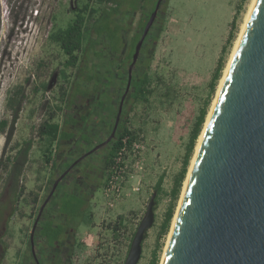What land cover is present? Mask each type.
<instances>
[{"label":"rangeland","instance_id":"374dc122","mask_svg":"<svg viewBox=\"0 0 264 264\" xmlns=\"http://www.w3.org/2000/svg\"><path fill=\"white\" fill-rule=\"evenodd\" d=\"M252 1L164 0L157 16L160 19L154 21L143 46L146 59H142L137 70L148 74L153 94L148 103L131 102L128 115L127 127L135 134L133 140L144 146L142 159L130 171L133 178L128 179L127 175L128 180L124 179L119 195L107 191L114 164L110 167L107 182L91 201L90 224L80 226L75 264H124L132 235L145 215L157 181L162 179L161 191L156 194L154 223L146 231L137 263L150 264L156 252L161 264L199 138ZM88 2L0 0V122H8L4 127L6 132L13 119L11 99L19 91L24 95L11 140L6 144V135L0 133V264H19L23 257L28 260L31 217L38 209V205H32L34 192L39 196L38 201H43L50 189L42 156L44 142L38 138L37 128L48 117L49 109L58 112L57 106L64 108L62 91L70 94L75 90L71 89V81L78 64L67 67V57L56 44L49 42L48 36L65 28L74 19L75 10ZM90 4L78 58L83 57L91 64L94 51L106 46V37L97 36L91 28L101 0H91ZM145 7L147 11L151 7L147 0ZM140 17L141 11L134 17L120 14L113 18V23L122 24L124 29L123 55L119 57L124 59L122 63ZM90 39L98 42V48H89ZM116 60L111 64L113 67ZM96 63L97 69L100 68L101 63L98 60ZM219 66V79L211 92L210 84ZM57 120L61 121V112ZM199 122L202 130L190 155L170 226L161 234V225L172 203L171 191L186 159L192 131ZM29 139L33 140V147L19 182L23 194L17 200L12 190L13 180L2 165ZM121 161L128 162L130 169L136 159L133 161L127 152ZM116 224L119 230L114 234Z\"/></svg>","mask_w":264,"mask_h":264},{"label":"water","instance_id":"95a60500","mask_svg":"<svg viewBox=\"0 0 264 264\" xmlns=\"http://www.w3.org/2000/svg\"><path fill=\"white\" fill-rule=\"evenodd\" d=\"M162 2L157 0L135 47L125 92ZM59 180L35 219L33 253L37 224ZM155 198L153 192L124 264L140 260ZM162 264H264V0H255L217 95Z\"/></svg>","mask_w":264,"mask_h":264},{"label":"flooded vegetation","instance_id":"af4514ba","mask_svg":"<svg viewBox=\"0 0 264 264\" xmlns=\"http://www.w3.org/2000/svg\"><path fill=\"white\" fill-rule=\"evenodd\" d=\"M113 27L112 25L111 28ZM123 30L119 33V43L115 49L106 38V46L99 51L94 48L96 51H94V61L91 64L83 57L79 59L77 73L71 81V89L74 87L75 90L70 89L67 98L69 106L65 105L61 112V122L65 119L74 121L65 128V131L70 134V138L59 140L50 150L51 159L49 163L45 164L50 189L43 201H37V203L32 201L33 206L38 205L36 213L31 217L33 225L39 209L49 197L54 183L58 179L60 180L37 224L34 233V253L30 244L32 226L28 236V260L26 261L23 257L19 264H75L74 256L80 247L77 236L80 226L83 224L80 221L83 216L71 219L65 214L62 211V205L68 201H62V198L65 194L75 196L82 204L80 213L92 218L93 204L91 205V201L95 192L101 190V187L107 182L110 171L109 160L119 128L121 125L129 123L128 115L132 102L130 98L131 84L145 73V71L138 73L137 70L138 66L142 64L139 59L142 53L144 55L143 46L149 33L132 68L129 90L125 92L129 76L128 69L132 60L129 64L127 55L130 46L125 56V63H122L124 59L119 58L123 55V47H121L123 46ZM102 36L106 37V34ZM98 46L99 44L96 47L98 48ZM96 52L101 54L96 55ZM114 59H117L115 64L119 65L118 69L116 65L114 67L111 65ZM96 60L101 63L98 69ZM117 120L118 124L114 135H112ZM106 141H108L106 144L93 151ZM90 151L93 152L89 153ZM75 162L77 163L71 168ZM65 172L66 174H64ZM47 222L52 223L54 228L62 227V234L53 245H49L40 235L41 225Z\"/></svg>","mask_w":264,"mask_h":264},{"label":"trees","instance_id":"16d2710c","mask_svg":"<svg viewBox=\"0 0 264 264\" xmlns=\"http://www.w3.org/2000/svg\"><path fill=\"white\" fill-rule=\"evenodd\" d=\"M90 1L86 4H84L82 7L77 8L75 10V16L74 19L68 23V25L65 28H59L56 31L52 32L48 36V40L51 43L56 44L60 50L63 52V54L67 57V60L65 62V65L67 67L74 68L78 62V53L81 52L84 44V30H85V24H86V15L88 14L91 4ZM146 0H101V7H99L97 16L94 19L92 30L97 36H102L106 34L107 40L112 44V47L115 49L116 45L119 43V33L123 30V25L115 24L113 23V18L119 16L120 14H123L124 17H133L135 16L139 11H141V17L138 20L137 23V29L138 31L134 34L131 44H130V50L127 55L128 63L130 64L132 60V56L135 51V47L138 43V41L141 38V35L143 33V30L154 11L155 5L157 0H147L148 5H150L149 11L146 10L145 7ZM164 2V0H163ZM163 2L161 5H163ZM158 16V15H157ZM158 18V19H157ZM157 19V20H156ZM156 21H158L160 18L156 17ZM113 23V28H111V24ZM232 26H234V22L232 23ZM150 33V31H149ZM98 45V42L95 39H90L89 48L94 49ZM96 55H99L101 53L96 52ZM142 59L144 58V55L140 56L139 61L143 62ZM149 60V57H148ZM220 74V66L217 69V72L213 78V81L210 84L211 92L215 90V84L219 79ZM151 81L147 73H143L141 77H138L136 80H134L131 84V93L130 98L132 102L135 103H148L150 96L153 94L152 89L150 88ZM46 87L44 86V89ZM69 94L65 91H62L61 93V102L65 105L69 106V102L67 101ZM24 99V95L21 91L15 94V96L11 99L14 103L13 110V119L10 123V128L8 132L4 130V127L6 124H8L7 121H1L0 122V133H4L6 135V144L11 140V136L14 131V124L16 123L17 119V112L20 109L22 100ZM64 108H61L60 106H57V111L55 110H48V117L45 118V120L38 126L37 128V136L41 140V142H44V149L42 150V156L45 164L49 163L51 159V149L54 145V143H57L59 140H68L70 138V134L65 131V128L68 127L69 123H74L73 120H63L58 121L57 117L59 112H62ZM202 130V123L199 122L195 125L190 142L188 144L187 149V155L186 159L184 160L183 167L181 169V172L178 176V178L175 181L174 187L171 191V198L172 203L169 206L164 221L161 225V234H165V232L168 230L172 217L174 208L176 205V200L178 198L182 182L185 179L186 173H187V167L189 164V158L192 152L194 151V146L196 144V141L201 133ZM134 132L130 130L127 125H121L119 128V133L116 142L113 144L112 152L109 160V167L113 166L114 164V158L118 154V152L123 147L122 139L124 137L129 136L130 141L133 140ZM33 147V140L29 139L26 140L23 144V146L14 154L13 157H8L5 164H3V168L5 170H8V176L9 179L13 180V186L12 190L14 193V197L19 200L23 194V188L19 186L20 178L23 175L24 169L28 164V158L30 151ZM162 179H159L154 187V192H156L157 196L159 195L161 191V185H162ZM38 194L34 192V203H37L38 201ZM62 201H68L63 203L62 211L65 212L71 219L77 218L79 216H83L80 220L83 224H90L91 217H86L85 214L80 213V206L81 201L77 199L75 196L71 194H65L62 198ZM157 197L155 198V205ZM155 210V207L153 208ZM119 230V225L116 224L113 228L114 234ZM62 234V227L58 226L55 227L52 225V223H45L41 225L40 229V235L41 238H43L49 245H53L56 243L60 235ZM133 237V235H132ZM146 239V233L144 235V240ZM150 264H158V256L156 252L153 253V258L151 260Z\"/></svg>","mask_w":264,"mask_h":264},{"label":"built area","instance_id":"2783aa9c","mask_svg":"<svg viewBox=\"0 0 264 264\" xmlns=\"http://www.w3.org/2000/svg\"><path fill=\"white\" fill-rule=\"evenodd\" d=\"M128 141H130L129 136L122 139L123 147L114 158L112 175L107 183V191H113L115 195H119L121 193L124 179H126L125 181H127L129 178H133V175L130 173V171L133 170V167L137 168L139 162L142 159L144 146L141 144V142L138 140H132L129 143ZM127 152L128 154H130L133 161L136 159L135 163L130 166V169L128 166V162H124L123 164V162L121 161L122 157ZM127 175L129 176L128 179L126 177Z\"/></svg>","mask_w":264,"mask_h":264},{"label":"bare ground","instance_id":"6f19581e","mask_svg":"<svg viewBox=\"0 0 264 264\" xmlns=\"http://www.w3.org/2000/svg\"><path fill=\"white\" fill-rule=\"evenodd\" d=\"M254 3H255V0L252 1V4H251V6H250V8H249V11H248V13H247V16H246V18H245L244 24H243V26H242V29H241V32H240L239 38H238V40H237V42H236V44H235V47H234V49H233V52H232L231 58H230V60H229V63H228V65H227V68H226V70H225L224 76H223V78H222V80H221V83H220V85H219V88H218V91H217V95H218V93H219V91H220V88H221L222 83H223V81H224V77H225V75H226V73H227V70H228L229 65H230V63H231V60H232V58H233L234 52H235V50H236V48H237V45H238V43H239V40H240V38H241V35H242L243 30H244V28H245V25H246V23H247V21H248V18H249V15H250V13H251V10H252V8H253ZM217 95H216V98H217ZM216 98H215V100H214V102H213V105H212L211 111H212V109H213V107H214V104H215ZM211 111H210L209 116H208V118H207V122H208V120H209V117H210ZM207 122H206V124H205V127H206V125H207ZM204 130H205V128H204ZM204 130H203V132H202V134H201V136H200V138H199V141H198V145H197V149H196V152H195V156H194V159H193V161H192V164H191V167H190V170H189V173H188V176H187V179H186L185 185H184V189H183V192H182V196H181V200H180V203H179V207H178V209H177V212H176V215H175V218H174V221H173V226H174V224H175V219H176V217H177V213H178V211H179V208H180V205H181V202H182V199H183V195H184V192H185V188H186V186H187V182H188V179H189V175H190V172H191L192 166H193V164H194L195 157H196V153H197V151H198V149H199V145H200V143H201V140H202V137H203ZM173 226H172V229H173ZM172 229H171V232H170V235H169V239H170V237H171ZM169 239H168V242H167V245H166V248H165L164 254H163V259H164L165 253H166L167 248H168V245H169ZM163 259H162V262H163ZM162 262H161V264H162Z\"/></svg>","mask_w":264,"mask_h":264}]
</instances>
